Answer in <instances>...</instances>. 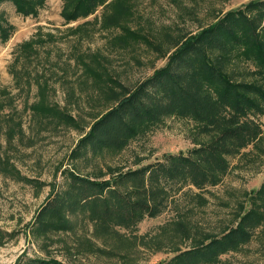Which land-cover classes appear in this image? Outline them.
Here are the masks:
<instances>
[{
    "label": "rangeland",
    "instance_id": "374dc122",
    "mask_svg": "<svg viewBox=\"0 0 264 264\" xmlns=\"http://www.w3.org/2000/svg\"><path fill=\"white\" fill-rule=\"evenodd\" d=\"M115 1L126 9L109 23ZM246 1L104 0L92 13L67 21L62 0H44L34 15L17 13L10 1L0 4L13 26L8 39L0 40V264H23L25 257L152 264L194 240L220 235L253 203L264 213V196L253 195L264 180L263 134L256 148L230 158L218 183L174 185L163 210L134 228L102 233L79 211L63 215L58 230L36 233L30 225L47 195L67 187L68 173L108 179L206 141L191 119L166 116L121 149L69 156L91 122L113 104L106 96L112 80L129 86L144 79L166 61L176 38ZM259 122L264 130V114ZM179 222L185 233L176 230ZM217 259L201 264H264V219L247 242Z\"/></svg>",
    "mask_w": 264,
    "mask_h": 264
},
{
    "label": "trees",
    "instance_id": "16d2710c",
    "mask_svg": "<svg viewBox=\"0 0 264 264\" xmlns=\"http://www.w3.org/2000/svg\"><path fill=\"white\" fill-rule=\"evenodd\" d=\"M7 1L17 13L34 15L44 0H0V4ZM103 1L62 0L61 16L65 21L86 16ZM114 3L117 10L108 17L109 23L118 21L126 9L122 2ZM12 28L0 11L1 41L8 39ZM112 82L115 86L106 96L113 104L91 122L71 149V158L121 149L166 116L191 119L198 134L207 135L206 141L187 152H165L159 160L108 179L68 173L67 187L49 193L32 217L30 225L36 233L58 230L63 215L76 211L91 218L102 233L119 226L134 228L163 210L174 185H215L229 170L231 157L251 145L257 147L264 134L259 122L264 114V0H247L199 30L176 38L166 61L144 79L129 86L116 79ZM52 113L66 118L59 110ZM261 183L253 190L258 198L264 196V180ZM256 207L253 203L220 235L194 240L152 264L218 261L220 254L247 242L262 222L264 213ZM176 226L185 233L181 222ZM23 264L65 263L25 257Z\"/></svg>",
    "mask_w": 264,
    "mask_h": 264
}]
</instances>
